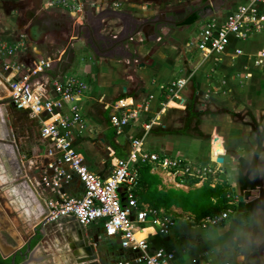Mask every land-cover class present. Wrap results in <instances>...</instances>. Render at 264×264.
Listing matches in <instances>:
<instances>
[{"label":"crops","instance_id":"obj_1","mask_svg":"<svg viewBox=\"0 0 264 264\" xmlns=\"http://www.w3.org/2000/svg\"><path fill=\"white\" fill-rule=\"evenodd\" d=\"M82 1L84 15L79 19L53 6L50 0L0 2V16L17 10L21 12L18 16L11 14L10 19L16 25L13 31L8 35L0 32V47H27V39L39 46L50 41L49 55L35 45H29V51L20 50L14 56H3L0 50V120L12 124L6 130L0 127V189L10 212L17 214V227L28 228L31 223H39L47 217L51 201H62L65 197L79 199L84 194V187L75 173L67 165L58 164V155H49L54 150L53 144L41 136L42 122L47 116L34 117L5 103L11 100L10 89L4 88L7 86L5 78L10 73L22 77L37 63L51 60L52 68L35 78V84L47 85L49 80L74 76L89 91L79 102L85 123L82 130H76L73 146L84 157L91 172L107 179L118 160L129 158L133 140L142 139L150 152L180 158L196 166L217 168L220 175L216 183L227 181L232 185L237 197L233 203L236 211L233 210L230 218L219 227L203 229L190 225L184 218H196L195 215L176 206L161 209V216L174 218L176 226L165 236L152 223L146 225L139 237L148 240L151 253L159 249L172 252L175 258L169 264H193V260L198 264H264V65H256L264 52V31L244 41L231 37L229 46L220 56L205 57L196 47L199 34L208 22H224L247 0H229L217 10L209 6L206 8L212 10L209 16L204 10L194 14L192 11L210 0ZM112 12L128 17L124 25H131L132 19L144 21L157 16L176 23L194 15L199 20L191 25H185L187 20L178 26L160 23L166 27L155 26V30L144 24L141 27L145 32L142 30L140 34L144 44L141 40L135 41L136 45H122L120 57L103 56L99 54L103 48L89 47L88 40L76 33L78 29L96 24L98 38H120L125 27L122 21L108 18ZM46 16L50 19L42 21L50 25L44 26L45 31L36 24L40 30L37 28L33 32L32 22L26 26L28 19L40 20ZM2 24L5 23L0 21ZM77 25L84 26L75 28ZM51 30L55 33H50ZM68 30L72 37L66 32ZM73 40L77 41L71 45ZM80 43L87 46L95 59L90 56L85 61L82 59L88 55V50L83 54L74 51ZM58 54L60 57L55 61ZM6 67L12 69L6 72ZM183 78L188 80L187 87L179 98L170 101L169 85ZM123 99L133 101L135 107L142 106L143 111L139 118L117 130L111 124V117L123 113L115 108ZM145 106L148 111H144ZM153 120L157 124L146 134L144 124ZM9 134L12 135L10 144L3 140ZM216 134L225 140L224 150L218 156L213 150ZM218 158H223L224 164L217 163ZM151 174L157 178L159 192L177 189L188 193L204 185L198 181L191 186L189 178L170 176L162 170L154 172L151 168ZM222 175L226 180H222ZM138 178L139 206L149 208L148 204L140 203V194L146 189L140 179V169ZM248 191L252 196L242 202L241 195ZM120 194L122 205L127 206L125 187ZM54 224L66 229L70 237L74 235L72 244L79 246V260L94 256L95 261L102 258L108 264L132 260L119 258L125 250L118 238L106 237L102 223L85 227V234L72 218ZM100 247L104 258L99 253Z\"/></svg>","mask_w":264,"mask_h":264},{"label":"built area","instance_id":"obj_2","mask_svg":"<svg viewBox=\"0 0 264 264\" xmlns=\"http://www.w3.org/2000/svg\"><path fill=\"white\" fill-rule=\"evenodd\" d=\"M50 1L53 6L67 10L78 19L84 15L82 0ZM262 31L264 0H247L231 12L224 22H208L199 34L196 47L205 57L220 56L229 46L231 37L244 41L254 33ZM21 46L3 45L0 50L12 56ZM52 65L51 60L41 61L25 76L10 73L5 78L10 89V99L17 110L26 111L34 117L47 116L42 122L41 136L53 144L54 150H51L49 155H58V164L67 165L84 187V194L79 199L65 197L62 201L49 202L46 222L54 224L62 219L72 218L84 227L102 223L107 238H118L123 250L136 255L132 260H117L112 264H169L175 258L172 252L159 249L151 253L148 240L139 237L148 223L155 225L159 233L166 236L171 233L176 222L174 218L161 216L159 211L140 208L136 195L140 186L138 170L142 166H150L154 172L162 170L170 176L197 179L203 183L209 180L217 182L220 170L209 166H196L180 158L150 152L145 148L142 139H134L129 158L118 160L110 177L102 179L90 171L84 157L73 146L76 130H82L85 123L79 104L86 91L85 84L74 76L64 80H49L47 85L34 83L35 78L45 74ZM256 65H264V52L256 61ZM10 69L12 68L6 67V72ZM187 85L188 80L185 78L172 82L168 87L169 100L179 98V94ZM115 108L117 111H123L122 114L111 117V124L117 130L139 118L143 111L142 106L135 107L133 101L124 99L118 101ZM144 111H148V106H145ZM156 124V120L145 123L146 134ZM56 170L58 172L57 168ZM62 175L59 173V176ZM56 185L58 186L57 183ZM212 186L215 184L212 183ZM123 187L127 191V206L122 205L120 191ZM235 200L236 196L233 197L231 206ZM232 213L233 209L230 208L221 215L206 217L200 221L190 216L184 220L190 225L208 229L221 226ZM192 263L198 264V261L193 260Z\"/></svg>","mask_w":264,"mask_h":264},{"label":"flooded vegetation","instance_id":"obj_3","mask_svg":"<svg viewBox=\"0 0 264 264\" xmlns=\"http://www.w3.org/2000/svg\"><path fill=\"white\" fill-rule=\"evenodd\" d=\"M88 21V20H87ZM43 22V21H42ZM88 23V22H87ZM43 26H48V22H43ZM37 25H41L38 24ZM50 25V24H49ZM163 26L162 24L156 25V28ZM155 28V29H156ZM139 29L145 32L144 27H140L139 25L129 24L124 29V34L116 40L115 38L111 39H101L97 37V25L90 24L87 28H83L82 30L78 29L76 33L77 36L81 38H86L90 43L89 47L94 48H103L100 55L111 54L116 57H120L122 45L132 44L136 45L135 37L132 38L133 34ZM158 30V29H157ZM81 31V32H80ZM6 88L9 86L5 85ZM12 126L11 123H9ZM9 125L6 122H2L0 120V127L3 130L8 129ZM6 199L3 196V193L0 189V217L3 218V230L1 232L2 238L6 246L9 248V252L12 253V257L8 260L11 261L12 258H15L16 264H43L45 260H51V264L53 263V255H41L44 254L47 240V229L50 228L51 224L46 222V217L42 219L39 223L30 224L28 228L17 227L15 225V219L17 218V214H13L10 212L8 207L6 206ZM49 213V210H48ZM48 216V215H47ZM1 226V224H0ZM9 227L11 229H9ZM75 252L79 248V246H73ZM74 252V253H75ZM77 253V252H76ZM78 255V253H77ZM76 255V256H77Z\"/></svg>","mask_w":264,"mask_h":264},{"label":"trees","instance_id":"obj_4","mask_svg":"<svg viewBox=\"0 0 264 264\" xmlns=\"http://www.w3.org/2000/svg\"><path fill=\"white\" fill-rule=\"evenodd\" d=\"M198 20L199 17L194 15L185 22V25H191ZM221 177L222 180H226L224 175ZM140 179L146 185V189L140 194V203L148 204L152 210L160 211L176 206L194 214L198 221L206 217L221 215L230 208L236 211V205L231 206L233 197H235L234 191L227 181L213 187L212 180H209L202 188L188 193L177 189L159 192L157 178L151 174L150 166L140 168ZM188 183L193 186L198 183V180L190 178ZM0 264H11V261L4 260L0 256Z\"/></svg>","mask_w":264,"mask_h":264},{"label":"rangeland","instance_id":"obj_5","mask_svg":"<svg viewBox=\"0 0 264 264\" xmlns=\"http://www.w3.org/2000/svg\"><path fill=\"white\" fill-rule=\"evenodd\" d=\"M14 1L15 2H21L22 0H14ZM45 5L46 4L44 3L43 6H45ZM14 13H16V14H14ZM11 14H14V16L15 15L18 16V15L21 14V12H20V10H17V11H14V12L10 13V14L6 13V14H3L2 16H0V21L5 23V24L0 25V32H5V34H7V35L10 33V31H13L16 28V25H14L12 23L11 19H10L11 18ZM48 19H50V16L42 17V19H40V20H33V21L31 19L30 20L28 19V21H26V26H30V24L32 22V27H33V32H34L35 30H37V28L40 30V28L36 25L39 22L41 24L40 25L41 29L43 31H45V28H44V26L42 24L43 23L42 20L43 21H47ZM65 25H66V27H69V24L65 23ZM166 30H165V32H168ZM6 32H8V33H6ZM66 32H68L70 37H72V33H70L71 32L70 30H68ZM50 33L54 34L55 32H54V30H51ZM37 41H40V40L37 39ZM135 41L136 42L141 41V44H144V39H143L142 35L137 36L135 38ZM26 42H28V44L31 45V46H33V45L37 46L39 50H41L42 52H44L47 55H49V50H48L49 46L48 45H49L50 41L48 42V40H47L45 42H42L41 46H39V44H32L33 42H30V40L28 41V39L26 40ZM0 43H2V42H0ZM27 47H26V45H25V47L21 46L20 50H22V52H24V51L27 52V51H29V49ZM131 47L134 48L135 46H131ZM0 49H1V47H0ZM73 49H74L75 52L82 53V54H83L84 51L87 52V50H88L87 46H85V44L83 45L81 43L78 44ZM136 49L137 48H135L134 50H136ZM20 50H18V51H20ZM87 53H88V55H86V56H84L82 58L84 61L88 59L87 58L88 56H90L92 59H95V56L92 54V52H90L88 50ZM2 55L5 56L7 54H6V52H4V53H2ZM14 55H16V54H14ZM14 55H12V56H14ZM42 57L43 56H41L39 59H41ZM59 57H60V54H58L56 57H54V60L57 61ZM88 92L85 91V93H84L85 96L87 95ZM211 183H214L215 186L217 185L216 182H211ZM230 186L232 187L231 184H230ZM241 196H244V194H242ZM235 208H236V206H235ZM3 218L0 217V224H1L0 231L1 232L3 230V228H2L3 227V225H2ZM15 225H16V223H15ZM9 229H11V228L9 227ZM145 229H146V226L144 227V230ZM70 234H72V233H70ZM73 236L74 235H71V237H70L68 235V231L66 229H60V228L57 227V225L52 224L51 228L47 229V237H48L47 240H48V242L46 243L44 254H41V255H53L52 258H53V263L54 264H85V263H82L81 261H79V259L76 256L77 255V253H76L77 251L75 252V250L73 248L74 245L72 244ZM99 253L101 254V257L104 258V256H102V254H103L102 247L99 248ZM119 258H122V259L131 258V259H133L134 256L131 253H127V252L123 251L122 254L119 256ZM98 259H100V258H98ZM99 263L100 264H108V262L104 261L102 258H101V261L99 260ZM43 264H51V260L47 259V260H45V262ZM86 264H90V263H86Z\"/></svg>","mask_w":264,"mask_h":264},{"label":"water","instance_id":"obj_6","mask_svg":"<svg viewBox=\"0 0 264 264\" xmlns=\"http://www.w3.org/2000/svg\"><path fill=\"white\" fill-rule=\"evenodd\" d=\"M227 2H229V0H210V1H207L205 3L204 6H200L198 7L197 9H195L194 11H192V14L196 13V12H199L200 10H204V11H207V15H212V10L211 9H208L206 10L207 7H212V9H215L217 10L218 7L220 6H223L225 5ZM209 12V13H208ZM108 18H114V19H118L120 21L123 22V25L125 24L124 22H126L127 18L125 14L123 13H119V12H112L109 14V17ZM187 19L183 20L182 22H179V23H176V22H171L170 20L167 19V17H164V16H157L156 18L154 19H151V20H144V21H139L137 19H132L131 22L133 25H139L140 27L143 26L144 24L146 25H151L152 26V29L155 30V26L157 24H160V23H167V24H173L175 26H178V24H181L183 23L184 21H186ZM84 25H77L75 28H82ZM127 25H124V27H126ZM154 26V28H153ZM163 27H166V26H163ZM163 27H160L159 29H162ZM142 33V30L139 29L138 31L135 32V34H133L132 38L136 37L137 35H140ZM144 33V32H143ZM146 34V33H145ZM116 40H118V37L115 38ZM77 40H73V42H71L70 44L72 45L74 42H76ZM7 105H13L12 101L11 100H8L5 102ZM4 141H6V143H11L12 141V135L10 136L7 135V136H4L3 138ZM224 138L218 134H216L214 136V139H213V150L214 152L216 151V154L215 156H218L219 154L217 153L219 150H224ZM8 144V145H9ZM225 160L223 158H218L217 159V163L219 164H224ZM252 196V192L251 191H248L244 194V196H242L240 198V200L243 202V201H248L250 199V197ZM80 228L82 229V232L83 234H85V227L80 225ZM93 249V248H92ZM0 256L2 259L4 260H8L10 257H12V253L9 252V248L6 246V244L4 243L3 241V238H2V235H1V231H0ZM95 256L94 258H86L84 260H79L81 261L82 263H94V264H100L98 261H95ZM12 264H16L15 263V258L13 257L12 258Z\"/></svg>","mask_w":264,"mask_h":264},{"label":"bare ground","instance_id":"obj_7","mask_svg":"<svg viewBox=\"0 0 264 264\" xmlns=\"http://www.w3.org/2000/svg\"><path fill=\"white\" fill-rule=\"evenodd\" d=\"M221 150H219L217 153H219ZM216 154V151L214 152V155Z\"/></svg>","mask_w":264,"mask_h":264}]
</instances>
